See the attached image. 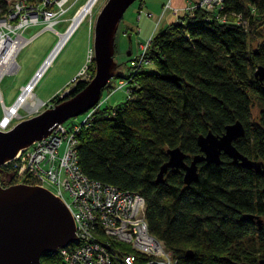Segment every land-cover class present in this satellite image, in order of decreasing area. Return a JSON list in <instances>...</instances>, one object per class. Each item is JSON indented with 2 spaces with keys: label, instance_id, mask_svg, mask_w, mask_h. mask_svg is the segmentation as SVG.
<instances>
[{
  "label": "trees",
  "instance_id": "obj_1",
  "mask_svg": "<svg viewBox=\"0 0 264 264\" xmlns=\"http://www.w3.org/2000/svg\"><path fill=\"white\" fill-rule=\"evenodd\" d=\"M11 1L0 0V17ZM150 44L146 58L154 70L136 77L138 88L124 105L97 109L81 129L78 168L91 181L140 194L148 231L176 264H258L264 260V175L224 155L220 166L201 163L189 187L181 170L169 171L163 183L157 175L167 150L199 155V136H222L236 122L245 136L234 147L264 165V93L254 77L264 67V0H225L213 13L196 9ZM93 72L91 61L89 79ZM88 83L72 82L70 97ZM58 97L48 104L57 105ZM58 261V254L41 258V264ZM143 261L137 256L135 264Z\"/></svg>",
  "mask_w": 264,
  "mask_h": 264
},
{
  "label": "built area",
  "instance_id": "obj_2",
  "mask_svg": "<svg viewBox=\"0 0 264 264\" xmlns=\"http://www.w3.org/2000/svg\"><path fill=\"white\" fill-rule=\"evenodd\" d=\"M224 1L199 0L195 3L196 6L190 5L184 9V16H192L195 7L208 13L221 9ZM66 2L67 0H31V2L15 0L9 2L8 11L0 18V83L9 72V74L17 72V54L26 44L30 43V40L23 38V32L29 26L35 25H43L46 29H51L67 11L63 9ZM49 6L50 9L57 7L58 11L50 12ZM55 8L53 10H56ZM177 12V9L172 8L174 15ZM147 17H151L150 14H147ZM74 31L62 45L59 42L37 70L28 84L31 92ZM68 32L69 30L61 35L59 40ZM147 45L139 47L143 53L141 52V56L129 64L132 70L142 62L149 65V61L144 57L145 51L148 49ZM9 52L12 61H7ZM130 85L135 86L134 81L130 82ZM117 89H125L126 95L129 97L130 93L126 88L118 87ZM113 92L108 96H112ZM20 100L19 95L18 100L10 109L2 104L4 116L0 119V131L7 132L6 130L9 128V124H12L13 119L21 118L19 111L24 108L19 104ZM38 103L39 106L35 109L34 114H38L43 107L47 109L52 106L41 101ZM101 107L99 102L94 108L87 111L79 124L70 127H66L65 123L56 125L47 138L22 149L12 161L2 167L10 166L12 168L11 179L15 180L17 184L27 182L40 187L50 192L68 208L78 239L71 248L69 246L57 252L59 259L57 264H135L137 256L143 257V264H176L165 245L148 231L144 214L145 202L140 194L121 191L113 186L91 181L78 168L77 137L82 128L89 126L94 118V113ZM9 180L5 176L2 181L8 182ZM65 196L70 198L71 204L66 202ZM116 244L119 246L116 247ZM122 247L129 249L130 253L126 250L124 252Z\"/></svg>",
  "mask_w": 264,
  "mask_h": 264
},
{
  "label": "water",
  "instance_id": "obj_3",
  "mask_svg": "<svg viewBox=\"0 0 264 264\" xmlns=\"http://www.w3.org/2000/svg\"><path fill=\"white\" fill-rule=\"evenodd\" d=\"M136 1L108 0L98 14L93 28L94 75L81 92L70 97L73 90H67L58 98L57 105L7 132L0 131V168L22 149L47 138L56 125L82 116L100 102L109 81L119 77L114 62L115 36L124 13ZM254 77L264 93V67H257ZM244 136L243 126L236 122L227 126L222 136L210 132L199 136V155L189 158L179 148L167 150L168 159L160 167L157 183H163L169 171L181 170L183 184L189 187L198 180L201 163L220 166L222 155L242 168L264 175L263 163L248 159L234 147ZM77 239L68 208L50 192L25 184L0 185V264H41L43 255H54L75 244ZM258 264H264V260Z\"/></svg>",
  "mask_w": 264,
  "mask_h": 264
},
{
  "label": "rangeland",
  "instance_id": "obj_4",
  "mask_svg": "<svg viewBox=\"0 0 264 264\" xmlns=\"http://www.w3.org/2000/svg\"><path fill=\"white\" fill-rule=\"evenodd\" d=\"M91 0H67L63 9L67 10L65 14H63L58 20L55 26L51 29H46L43 25H35L29 26L22 34L25 40H30V43L26 44L20 52L17 54L16 63L18 66L17 72L6 74L0 83V119L4 116V111L2 110V104L10 109V105H14L18 100L19 95L21 99V94L24 90V87L27 88L28 84H30L33 75L37 69H39L44 61L48 58L52 50L61 43L62 39L59 40L60 36L70 30V23L74 18V15L80 11V9ZM93 5L89 15L82 21V23L77 26L73 34L67 40L66 44L60 50L58 55L53 60L51 66L46 70L42 78L37 83V91L36 95L33 94V100L30 101L31 104H35L36 101H44L47 103L44 98L41 99V96H44L42 93H52L55 90L59 92L63 91L65 93L68 89L71 88V81L78 75L81 69L84 67V71L79 76L83 78V80L90 81V75L88 73V65L91 64L92 59L89 57V53L92 50L93 44V28L95 24V20L98 14L101 12L103 7L106 5L108 0H92ZM140 0H137L133 5H131L127 11L124 13L121 23L118 26V30L115 36V55L114 62L120 66L117 73L122 77H114L111 79L102 92V97L100 100V104L102 108L106 110L117 109L124 105L127 101V96L125 89H117L118 87L126 88L127 91L132 95L134 90L138 88V85L131 86L130 82L136 81V77L142 71H152L154 70L153 62L148 60L149 65L140 64L135 72L137 75H129L128 72L132 71V68L129 66L136 58H139L141 55V49L139 47L141 45L148 44V49L145 51L144 57H146V53H148L149 48L151 47V41L156 35V31L158 30V25L160 20L156 21L160 14H151V17H147L146 13L141 14V12H135V8L137 3ZM164 4V12L172 13V0H163ZM90 3V2H89ZM88 3V4H89ZM87 4V5H88ZM167 5V6H166ZM55 7L49 9L50 12L55 13L58 11L53 10ZM163 8V7H162ZM176 9V8H174ZM216 11V10H215ZM215 11H209V13H213ZM162 12V9H161ZM158 15V16H157ZM174 15V14H173ZM184 17V16H183ZM181 18V21L183 20ZM1 18V17H0ZM146 19V20H145ZM153 21V23H151ZM155 22V23H154ZM70 25V26H69ZM171 26V25H170ZM4 30V28H2ZM13 30V29H12ZM11 31V30H10ZM6 32V31H5ZM149 33V35L145 34ZM152 34V35H151ZM151 35V36H150ZM150 36V38H148ZM148 38V39H147ZM149 41V43H148ZM140 44V45H139ZM139 45V46H138ZM138 49V50H137ZM131 53L130 56H128ZM143 53V52H142ZM145 61V60H144ZM94 67V64H93ZM79 72V73H78ZM78 73V74H77ZM94 75V72H93ZM74 76V78H72ZM129 81H127V79ZM28 83V84H27ZM27 84V85H26ZM26 85V86H24ZM35 86V87H36ZM35 91V92H36ZM113 95L109 98L108 93L113 92ZM131 91V92H130ZM59 96V97H60ZM36 100V101H35ZM15 101V102H14ZM35 103H34V102ZM49 101V100H48ZM12 105V106H13ZM10 106V107H8ZM53 106V105H52ZM51 106V107H52ZM37 108V107H36ZM48 108V107H47ZM7 109V110H8ZM46 107H43L38 114H34V111H28L27 109H22L19 111V115L21 118L13 119L12 124H9V128L6 131L12 129L16 124L30 119L34 116L42 113ZM259 116V108L258 105L255 104L252 107V117L254 119H258ZM82 119V116L77 118H73L65 122L66 127H70L74 124H79ZM4 132V131H1ZM6 172L2 171L0 168V180L4 187H7L11 184V174L12 168L10 166H5ZM5 173V174H4ZM5 175H7L8 182L2 181L4 180ZM65 200L68 204H71V200L68 196H65ZM57 254V253H56ZM58 262H55L57 264Z\"/></svg>",
  "mask_w": 264,
  "mask_h": 264
},
{
  "label": "crops",
  "instance_id": "obj_5",
  "mask_svg": "<svg viewBox=\"0 0 264 264\" xmlns=\"http://www.w3.org/2000/svg\"><path fill=\"white\" fill-rule=\"evenodd\" d=\"M197 1H199V0H172V6L174 7V8H176L177 10H178V12H177V14L176 15H173V14H171L170 12L168 13H166V12H164L163 13V4H164V2H163V0H140L138 3H137V6H136V8H135V12H141V14H145L146 13V15L147 14H160V17L156 20V21H158V20H160V23H159V25H158V30L156 31V33H158V32H161V31H163L166 27H168V26H170V25H175V24H177V23H180L181 22V18L184 16V9L185 8H187V7H189L190 5H192V4H195ZM161 9H162V12H161ZM158 16V15H157ZM149 18V17H148ZM151 19L153 20V21H155L153 18H152V15H151ZM146 20V19H145ZM153 21H151V23H153ZM155 23V22H154ZM145 34H147V35H149V33H145ZM152 35V34H151ZM150 35V36H151ZM150 36L148 37V38H150ZM147 38V39H148ZM140 45V44H139ZM138 45V46H139ZM138 50V49H137ZM131 55V53L128 55V56H130ZM86 69V68H85ZM84 67L81 69V71H79L78 73L79 74H81L84 70ZM38 70V69H37ZM37 72V71H36ZM35 72V73H36ZM77 73V74H78ZM76 75V77L74 78V76L72 77V78H74L72 81H71V83L72 82H74V81H77V79H79L80 77V75ZM34 76V75H33ZM28 84V83H27ZM26 84V85H27ZM26 85H24V86H26ZM35 89H37V86L36 87H34ZM34 89V92H33V94H35V96L36 97H38L37 95H36V93H37V91ZM36 91V92H35ZM63 91H61V92H59L58 90H55L54 92H48V93H42L44 96H41V99L42 98H44L43 100H45L47 103H49L52 99H54L55 97H57V96H60V94L62 93ZM108 95H109V93H108ZM109 97H111V96H108L107 98H109ZM59 98V97H58ZM49 100V101H48ZM15 102V101H14ZM41 102H43L44 103V101H41ZM13 105V104H12ZM12 105H10V106H12ZM10 106H8V107H10ZM83 116H84V114L82 115V118H83Z\"/></svg>",
  "mask_w": 264,
  "mask_h": 264
},
{
  "label": "bare ground",
  "instance_id": "obj_6",
  "mask_svg": "<svg viewBox=\"0 0 264 264\" xmlns=\"http://www.w3.org/2000/svg\"><path fill=\"white\" fill-rule=\"evenodd\" d=\"M90 2V3H89ZM89 2H87L81 9H80V11H78L75 15H74V18H73V20L71 21V23H70V30H69V32L65 35V36H63V37H61L62 38V41H61V43H60V45H62L64 42H65V40L68 38V36L71 34V32L73 31V30H75L76 28H77V26H79V24L80 23H82V21L86 18V16L87 15H89L90 14V12H91V9H92V5H93V1L91 0V1H89ZM89 3V4H88ZM88 4V5H87ZM197 4H192V6H196ZM196 9H200L199 7H195V10ZM60 45L58 46V48L60 47ZM58 48H57V50H58ZM10 52H13V51H10ZM10 52L8 53V55H7V61H12V58L10 57ZM89 57L92 59V57H93V51L91 50V53H89ZM51 61V60H50ZM94 64V63H93ZM95 69V68H94ZM128 74L129 75H136L137 73L135 72V69H133L131 72H128ZM80 80H82V78H80ZM134 83H135V85L137 84L135 81H134ZM30 87V85L27 87V88H29ZM261 88H262V86H261ZM68 90H73V86L71 85V88L70 89H68ZM31 100H33V95H32V92H31V88H29L28 90H26L25 89V87H24V90H23V94H22V96H21V100H20V102H19V104L23 107V108H25V109H27L28 111H33V110H35L36 109V107L37 106H39V103H38V101H36V103L35 104H31L30 103V101ZM5 123V121L3 122V124ZM126 192H129V191H126ZM72 246V245H71Z\"/></svg>",
  "mask_w": 264,
  "mask_h": 264
},
{
  "label": "flooded vegetation",
  "instance_id": "obj_7",
  "mask_svg": "<svg viewBox=\"0 0 264 264\" xmlns=\"http://www.w3.org/2000/svg\"><path fill=\"white\" fill-rule=\"evenodd\" d=\"M3 180V179H2ZM1 185H2V183H1ZM4 187V186H3Z\"/></svg>",
  "mask_w": 264,
  "mask_h": 264
}]
</instances>
